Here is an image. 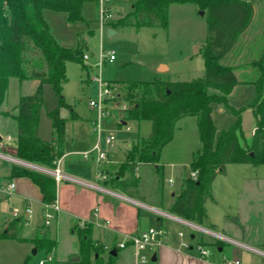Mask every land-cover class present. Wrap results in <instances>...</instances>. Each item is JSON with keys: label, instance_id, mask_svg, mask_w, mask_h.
<instances>
[{"label": "rangeland", "instance_id": "rangeland-1", "mask_svg": "<svg viewBox=\"0 0 264 264\" xmlns=\"http://www.w3.org/2000/svg\"><path fill=\"white\" fill-rule=\"evenodd\" d=\"M97 2L98 0H84L80 18L74 22L70 21L69 15L65 12L45 10L43 17L51 35L60 46L75 49L79 37L84 39L88 45L84 55L87 53L91 56V63L98 60L101 51L114 53L115 60L103 65L100 78L115 92L120 93V90L119 85L113 82H153L155 80L189 82L205 76L203 54L206 47L207 11L195 10V6L190 4H173L169 10L168 28L117 27L115 29L117 34L109 37L105 30L109 28L106 24L129 13L135 0H111L107 3L109 9L104 20ZM255 8V18L252 17L249 26L239 36L234 49L224 60V64L235 70L241 84L233 89L224 103H222L221 94L215 92L218 95V103L213 106V121L220 131L232 128L236 121L234 112L240 114L241 122L237 133L240 134L241 144L248 147L258 124L254 109L251 107L257 96V82L259 92L264 98V68L260 62V55L264 54V2L262 0L256 2ZM202 11L204 15H201ZM82 63L84 67L77 62L67 63L68 81L63 85L61 96L56 95L50 84L43 86L39 137L55 146L57 132L50 115L59 108L60 117L65 123L66 134L69 136L66 143L67 152L82 150L86 144H89L93 139L92 122L98 121V112L89 106V101L96 99L100 92L99 84L94 81L97 70L93 69L91 64L86 65L84 57ZM160 64L168 67L165 73L158 71ZM161 70L166 69L161 68ZM38 85L36 80L21 81L18 78H10L6 92L1 94L0 89V118L4 117L0 119V133L3 136L10 135L14 142H17V122L14 119L17 110L15 108L19 98L34 94ZM127 107L129 108L128 104ZM76 115L80 117V120L74 119ZM115 117L123 121L124 112L115 110ZM127 126L131 127L130 131H126V127L123 126L119 128L114 117H108L101 122L104 134L116 131L115 145L124 146L125 139L127 143L130 142V146H124L126 154L134 146L140 145V140L147 139L152 133L150 121H129ZM201 150L198 119L189 116L178 121L173 139L161 150L158 163L135 165L140 202L150 207H159L172 216L173 195L179 193L184 180L189 177L193 157ZM114 158L125 159L122 154ZM100 169H105V166H101ZM62 170L68 175L90 178L98 170V165L70 155L62 161ZM225 170V173L218 174L212 186L216 203L207 202V213L217 224L215 231L222 233V228L227 222H239L241 225L250 218L264 217V165L253 167L229 164ZM170 178L175 181L172 185L168 182ZM149 216L155 217L152 213L142 210V217ZM163 221V226L167 224L176 232H183L187 239L190 238L192 229L188 225L180 224L173 219ZM156 222V218L152 220V228L161 229V224ZM80 227L82 230H79V233L86 228V223L81 224ZM196 235L198 237L195 238L194 235L193 240L189 241L190 246L194 247L202 242L211 251L212 260L214 256L221 257L224 254L216 248L217 238L202 232H197ZM40 237L49 236L42 232ZM60 241L61 256H66L71 250H78V243H73L66 233L60 237ZM34 248L31 249V254ZM42 250L38 255H33V261L41 260L49 262L48 264H57L49 260L52 254L46 255ZM11 254L10 258H14L16 253L11 251ZM79 255L80 252L68 257L67 262L77 263L72 260ZM5 256L6 248L0 244V264H19ZM102 259L106 260V257L103 256ZM118 262L133 264L131 251H122Z\"/></svg>", "mask_w": 264, "mask_h": 264}, {"label": "trees", "instance_id": "trees-1", "mask_svg": "<svg viewBox=\"0 0 264 264\" xmlns=\"http://www.w3.org/2000/svg\"><path fill=\"white\" fill-rule=\"evenodd\" d=\"M84 0H0V89L4 94L10 78L21 81L32 79L39 85L34 94L21 96L16 106L18 140L16 157L22 161L56 168V162L65 155V123L60 109L51 113L53 127L57 132L55 146L38 136L40 112L43 105V86L50 84L61 96L63 85L68 81L67 63L77 62L83 66L82 58L88 46L79 37L75 49L60 46L50 33L43 17L45 10L65 12L70 21L80 18ZM260 0H135L132 10L117 20L107 23L117 27H162L168 28L169 8L173 4H194L207 11L208 24L204 50L205 76L189 82H116L119 101L128 104L123 123L150 121L152 133L140 140L128 153V161L119 175L113 179L115 188L127 196L136 197L138 177L135 165L158 163L159 155L174 135L176 124L185 117L198 119L202 150L194 155L190 168L197 172V179L187 177L171 206V214L205 226L206 204L213 201L212 186L219 173H225L229 164L264 165V98L256 85L257 96L252 104L258 119L250 146H243L237 130L240 114L234 112L236 121L229 130H219L213 121V106L221 94L222 103L228 100L233 89L241 84L232 67L222 61L234 49L239 36L249 26L254 5ZM264 68V55L261 58ZM84 67V66H83ZM170 91V95L167 91ZM123 92V93H121ZM217 92V93H215ZM62 104V103H61ZM253 154V156L251 155ZM11 177H28L41 190L43 202L51 203L57 197V183L51 175L13 165ZM20 222L11 229H0V239H13L21 243ZM79 262L74 264H116L109 254L103 260V246L92 239V227L79 233ZM37 250L50 255L56 242L49 237L38 236L34 240ZM44 264H48L44 262Z\"/></svg>", "mask_w": 264, "mask_h": 264}, {"label": "crops", "instance_id": "crops-1", "mask_svg": "<svg viewBox=\"0 0 264 264\" xmlns=\"http://www.w3.org/2000/svg\"><path fill=\"white\" fill-rule=\"evenodd\" d=\"M262 1L264 2V0ZM194 6L195 10H199L198 6ZM253 9V18H255V5ZM108 29L113 28L109 27L105 30L107 31ZM115 29L113 30L115 31ZM116 34L117 33L115 32L114 35ZM258 50L259 48H257V53H259ZM263 55H260V57L262 58ZM227 57H225V59ZM224 60L222 61L223 64ZM161 68H165L166 70L162 71ZM167 70L168 67L164 64H160V66L158 67V71L161 73H165ZM115 83L116 82H113V84ZM14 115H17V111ZM1 118L4 117L1 116ZM79 118L80 117L77 115L76 117H74V119H76L77 121L80 120ZM94 124L95 122H92L93 139L89 144H86L84 148L79 151H66V143L69 140V136H67L65 129V155L63 156L62 161L67 156L74 155L80 157V159L84 161H92L96 165H98L95 162L93 156L89 159H84L81 155L82 152L90 150L96 142ZM238 135L240 136V134ZM0 136L5 137L1 133ZM124 143V146L126 145L127 147L131 145L130 142L127 143V139H125ZM124 146L115 145L114 149L109 152L110 162L101 165L102 167L105 166V169H100L101 166L98 165V170L93 174L92 177L90 176V178H83L81 176L75 177L66 174V172L62 170L61 162L60 168L62 172L75 180L66 181L58 185L56 201L60 207V212L50 226H46L44 224L43 209L45 203L43 202V194L40 188L28 177L12 178L11 168L13 165H17L19 167H24L44 174L49 175V173L33 169L26 165L31 163L25 161H22L23 163L19 165L9 161L0 160V229L3 231H8L9 229H11L13 223L16 222L10 215L11 207H23L26 204L30 203L34 210V217L30 221V223H20L18 226L19 237L21 239H24L25 242L21 243L13 239H0V244L4 245V247L6 248V256L8 258L12 256L11 251H15L16 253L14 255V258H10V261H17L19 264H40L41 260H38L37 262L33 261L31 249L35 247L34 240L38 236H40L42 232H45L49 236V239L56 242V248L51 253L53 256L49 257V260L54 261V263L57 264H69L67 262V258L72 257L73 255H76L80 252V235L78 231L82 230V228L80 227L82 223H86V228L92 227V239L94 242L103 246V256L106 257V255L109 254V252H107L105 249L106 247H110L111 250L117 249L118 243L125 241L129 236L140 234L144 231H147L149 228H152V220L156 218V223L161 224V229H165L169 232L170 238L164 246L154 250L153 256H156V261L152 262L154 264H225V259H241L246 264H264V217L250 218L248 221H244L241 225L239 224V222H227L225 227L222 228V233L215 231L217 224L209 217L208 213L205 226H201L174 215L169 216L164 210L159 207H150L142 204L138 196L139 193H137L136 197H130L121 190L116 189L112 179L117 177V173H120L123 165H125L128 161V154L124 152ZM12 147V154L14 155L16 154L17 147V142H14V139L12 142ZM121 154L125 157L124 160L114 158V156H119ZM31 165L50 171V169L42 166H38L35 164ZM99 169L103 170L104 173L107 174L108 178L106 180L98 179L97 173ZM109 181L110 183L108 185ZM11 182L15 183L16 190L13 195L7 196L3 192V189ZM94 183H98L100 188L91 186ZM212 193V203L215 204L216 199L213 189ZM177 194L173 195L171 206L174 202V196ZM142 210H145L148 213H152L155 217H142ZM168 219H173L180 224H186L192 229L190 238L188 239L189 241L193 240L194 235L196 238L197 232H202L203 234H207L208 236L217 238L218 243L216 244V248L218 249V251L223 252L224 254H222L221 257L214 256L212 260V253L206 259H202L199 256V253L197 252L195 246H192L193 248L191 247V249L189 250H182L180 248V240L178 238L179 232H176L173 227H170L167 224L163 226V220L167 221ZM64 233L68 235L73 243H78V250H71L69 251V253H67L66 256H61L60 237ZM199 241L200 240H198V242ZM200 243L203 244L202 242ZM117 250L118 257L115 258L116 264H121L118 262L119 255L122 251L125 250L131 251L134 264L133 251L130 247ZM39 251H41V249L37 250L36 255L39 254ZM42 251L45 252L44 250Z\"/></svg>", "mask_w": 264, "mask_h": 264}, {"label": "built area", "instance_id": "built-area-1", "mask_svg": "<svg viewBox=\"0 0 264 264\" xmlns=\"http://www.w3.org/2000/svg\"><path fill=\"white\" fill-rule=\"evenodd\" d=\"M109 2H111V0H98L97 2L98 8H100V12L102 14V20H104V16L107 15V11L109 9L107 3ZM101 26L104 28L103 24H101ZM83 57L86 65L89 66L91 64V67L97 70L94 81L99 84L100 92L96 99H91L89 101L90 108L98 112V121H95L94 124L96 142L90 150L82 152L81 155L84 159H89L93 156L95 162L101 166L110 162L109 152L114 149L117 138L116 131H110L104 134L101 122L108 117H114L118 124H121L123 121L115 117V110H122L124 112L128 109V107L127 104L123 105L122 102L118 100L119 94L100 78V71L103 65L106 62H113L115 60L114 53L101 51L98 55V60L95 63L90 62L91 56L89 54L86 53ZM127 123L128 122H124L123 127H126V131H130L131 127L127 126ZM12 142L13 138L10 135L5 137L0 136V160L20 165L23 163L22 160L18 159L16 154H12ZM61 162L62 158L56 162V168L49 171V175L55 178L57 186L63 182L75 180L62 172L60 168ZM197 176V172L195 171H191L189 174V177L193 180H196ZM97 177L100 180H106L108 178L107 174L104 173L103 170L98 171ZM168 182L171 185L174 184V180L172 178L168 179ZM91 186L100 188L98 183H94ZM15 190L16 185L14 182H11L3 189V192L7 196H11L14 194ZM59 212L60 207L56 200L51 203L44 204V224L46 226H50L56 219ZM10 215L13 220L28 224L34 217V210L30 203L23 207L13 206L11 207ZM169 238L170 236L167 230L149 228L147 231L134 236H129L125 241L118 243L117 249L130 247L133 251L134 264H149L152 262L154 250L164 246L169 241ZM178 238L180 240V248L182 250L191 249L192 246H190L189 240L183 232L178 233ZM195 247L202 259H206L211 254L209 248L204 244H198ZM105 249L107 252L111 251L110 247H106ZM40 264H44V262L41 261ZM225 264L246 263L241 259H225Z\"/></svg>", "mask_w": 264, "mask_h": 264}, {"label": "water", "instance_id": "water-1", "mask_svg": "<svg viewBox=\"0 0 264 264\" xmlns=\"http://www.w3.org/2000/svg\"><path fill=\"white\" fill-rule=\"evenodd\" d=\"M204 14H205V13L202 11V12H201V15H204ZM107 32H108V36H109V37H111V36H113V35L115 34V31H114L113 29H108ZM170 93H171V92L168 90V91H167V94L170 95ZM251 155L253 156V154H251ZM26 165L29 166V167H31V168H33V169H36V170H39V171H42V172L49 173L48 170H44V169L39 168V167H36V166H34V165H31V164H26ZM36 253H37V249H34L33 252H32V255H36ZM109 255H110L111 257H113V258H117V257H118V250H117V249H112V250L109 252ZM79 260H80V258L78 257V258L73 259L72 261H73V262H78ZM155 261H156V256H153V258H152V262H155Z\"/></svg>", "mask_w": 264, "mask_h": 264}]
</instances>
